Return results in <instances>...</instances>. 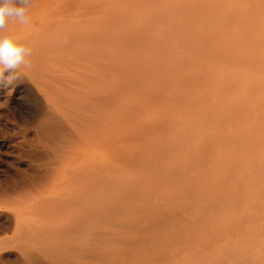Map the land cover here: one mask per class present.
Instances as JSON below:
<instances>
[{
  "label": "bare ground",
  "instance_id": "6f19581e",
  "mask_svg": "<svg viewBox=\"0 0 264 264\" xmlns=\"http://www.w3.org/2000/svg\"><path fill=\"white\" fill-rule=\"evenodd\" d=\"M112 1L113 0H104V3L106 5L112 4ZM138 1H140V0H138ZM147 1L144 2L143 5H145L147 3V6H149L150 0H147ZM153 1H155V0H153ZM153 1H151L152 5L161 1V0H157V2L155 1V3H152ZM122 2H125V1L122 0ZM128 2H130V1H128ZM132 2H134V1H132ZM137 2H135V3H137ZM187 2H189V1H187ZM199 2H200V0L198 1V3ZM105 4H103V5H105ZM184 4L187 6V11L185 9L186 6ZM193 4L195 5V3H193ZM193 4L191 5V3H187V4L186 3H179V5H176V7H179L177 9H176V7H173V8L167 7V6H173V5H167V6L165 5V7H162L163 6L162 5L160 7L158 6L157 8H155L153 6V9L156 10V9L160 8V12L163 11V14H165L164 11L166 10V7L168 9L171 8V10L174 9V11H175V9L176 10L180 9V13L183 12V11L181 12V9H183L186 12H189V10L192 11L191 7H192L193 11H194V9L196 10L195 12H197V10H200L199 7H196L197 4L195 6H193ZM114 6H112V7H114ZM198 6H200V5H198ZM101 7H103V6L100 5V0H33V3L31 5L30 11H29V16H30V23L29 24L20 25L13 20H9L6 23L5 28L3 29V34H5V35L12 34V35L17 36L20 39L21 43H23L26 47L31 49V55L28 57V59L31 63V68L30 69H23L22 68L20 70V78L18 80L14 81L8 87L0 86V115H1V111H3V109H5V108L7 109L9 103H11V102L14 105H17V106L20 105L21 106V113L19 112L20 114L18 115V117L12 116L11 118H8V120L6 122V126L3 127V128H5L4 139H3L4 142L3 143H5L7 145V147L10 150L8 152H11L12 157L15 158L14 160L17 161V167L15 166L16 170H15L14 175L8 176L6 178L4 177V179L3 180L1 179V181H0V264H143V263L146 264L144 262V258H146V259H147V257L149 258V256L152 253H155L157 250L161 249V246H160V245H162L161 243H163L165 245L164 242L168 241V239L170 240V241H168L169 243L170 242L174 243L176 240L179 239V236L182 237V235H180L179 233H181V231H183V230L186 231V229H187V230H189V231L191 230V232H193L192 231L193 228H192L191 224L193 225L194 222L197 225L200 224L198 222L205 220L206 216L209 214V212L205 213V210L207 209L209 211L208 207L212 206L211 201H213V199L211 200L210 197L208 198L207 192L208 193L214 192V191H216V190H214L215 188L214 189L212 188L213 191L212 190L208 191L209 189L206 185H205L206 188H204L203 187L204 185L202 184V182L200 183V182L195 180L196 176L194 179V177H192L191 175L184 174V177H185L184 178L183 175L180 174L181 171L177 168L179 165L178 166L173 165L172 168H170L171 170L168 167V170H170V172L173 174H172L171 180L168 181V183H166L165 185H166V187H169L172 185L175 186L181 178L182 179L184 178L183 180L181 179L182 189L185 188L188 191H192L193 190L192 188H195L198 186L199 187V196H197L195 198V200H198V203H197V201L193 200L194 198L190 199L199 205V206L197 205L199 210L201 208L200 211L197 209L198 212L197 211L194 212L195 208H193V207L190 208V206L194 205L193 202L192 203L189 202V203H186V205H184L187 207V208L185 207V211L187 212V213L185 212V214L188 215V216L185 215L186 217H184V216H181L183 208L180 211L181 212L180 213L178 211V209L180 210V208L177 209L176 207L173 206L172 203H169V201H167L168 203L167 202L164 203L165 206L161 203L163 205L162 206L161 204H159V202H161V201H159V202L157 201L158 203L153 202L154 204H152L151 202L147 203V201L149 199H146L145 195H144V198H142L143 196H140V198L136 199L137 197L135 198L134 196L136 194H138V192H139V191L138 192L135 191V190H138L136 188H135V190L133 189L134 191H132V190L129 191V189H127L128 192L125 189L124 190L125 192L122 193L121 198H120V196L119 197L117 196L118 194L116 195L117 187H119V186H117L118 184L116 185V181H117V179L115 177L116 166L123 165V164L128 165V163L131 164L130 162L127 163V160L129 159L128 157H130L127 154V151L129 148V143L134 140V139L132 140L133 137L131 138V135H132L131 129L133 130L135 135L137 134L136 136H139V135L143 136L145 134V133L141 134L142 132L137 133L139 131H136V130H139V128H142L140 130H143L144 132H147L145 130H147L148 127H149V129L151 128L153 131H155V135H153L154 137L153 136H152L153 138L151 137L152 139L150 137H145L146 135H144L143 138H142V136L141 137L139 136L140 139L142 138L141 140L140 139L139 140L142 141V143H145L144 144L145 147H146V144H148L147 142H149V144L151 143L153 147H151V148L147 147L149 149L145 150L146 148H143L142 147L143 145H142L141 147L143 148V150H141V153L139 155H137V154L140 151L139 152L134 151L135 153H137V152L138 153L133 154L134 153L133 152L131 154V152L129 150L131 155H134V156L137 155L135 157V159L133 158L134 160H132V163L135 164L137 167L141 168V171L143 170L144 174L145 173H146L145 175L148 174L149 178H150V176H152L153 174H157L156 172L160 170L161 164L164 161L163 157L166 156V152L168 151V148L170 147V146H168V148H167L164 145V141L166 143L167 137L170 135L164 137V139H166V140L163 141V139L159 135H156V134L160 133V134H162L161 136H164L163 134L166 132L167 129H170L172 131L174 127H171V124L173 126H176L175 128L177 129V123H173V122H175L174 120L176 119V116H175V118L173 117L174 119L172 117H170L171 115L165 117V115H166L165 113L167 111L169 112V110H170L169 107L171 105H173L172 98H175L174 95L177 93V91H178V93L179 92L182 93V96H183V93L191 90L189 92L191 94V92L193 90L187 89V86L192 85V87L195 88V85L197 86V82H196L197 80L195 81V83H193L191 81V83H193L191 85L189 83L190 81L187 80V83H185V84L186 85L189 84V85H187L186 87L183 86L184 83L180 82L181 81L180 79H182L183 76L180 77L178 74L180 79L178 76L174 77V75H176L177 71L173 70V69H176L173 67V64H174V66L177 64L169 62L172 64V67H173V69H172L173 71H170L171 69H170V67H168V70L170 69L169 72L173 75V73L175 71V73L173 75L174 78L170 75L173 80L172 79H170V80H172V82H173L174 79L176 77H178L179 82L176 83V81H178V80H175V83L178 85L179 84H181V85L183 84V85L182 86H175V85L172 86L171 87L172 88L171 93H173L174 95L173 96L169 95L170 97L164 96V94H166L168 91H170V90H168L170 88V86L167 85L169 88L168 89L166 88V82L165 83H161V82L155 83L154 82V84H152L153 82L148 83V81L151 80L153 77L155 79V77L157 76V75L155 76V74H157V72H160L159 74L163 75L164 72H162L163 70H161V69H163V65L165 68L166 64H169V63L168 62L165 63L164 61H162L163 63L158 62L159 64L160 63L163 64V65H161L162 68L158 69V67H160V66L157 67L158 63L156 65L151 60H149V58L148 59L147 58H141V57L147 56L146 54H148L147 53L148 49H149V51L152 49L151 50L152 52L151 51L150 52L152 54H154V51L156 48L155 47L152 48V46L157 45L156 40H158V41L160 40V42L162 40L160 38L156 39L159 36L156 34L153 35L152 33H150L151 31L150 32L146 31L149 33V34L147 33L148 35L152 34V37L154 36V38L156 36L155 40H154V38L152 39L153 42L156 41L153 44V42H151V40H150V42L148 41V39L149 38L151 39V37H148V35L147 34L145 35V33H144L145 31L143 29L149 28V26H152L153 25L152 23H154V22L150 21L151 17L149 20L150 23L147 21L149 24L147 23L146 26L149 25L148 27L144 26L145 27L144 28L142 26V25H144L143 24L144 22L143 23L140 22V24H142L141 26L139 25V22H138V24H137V22H136V24H134L135 26L137 25L140 28L142 27L143 32L138 31V30L132 31V32L126 31L124 29L118 30V29H115V27H114V25L116 26V24L117 25L119 24L117 21V19H119V18L116 19V24H115V14H113V12H115V11H113V9L108 10L107 8H109V7H107L104 11L103 10L101 11V9H100ZM126 7H127V4H126ZM146 7L142 6L141 10L143 8H146ZM194 7H196V8H194ZM117 8H118V6H117ZM161 8H162V10H161ZM207 8L209 9V7H207ZM207 8L203 7L202 10L206 9V11H207L208 10ZM149 11H148V13H150V15L152 16L153 13L151 12V10H149ZM156 11L154 14L161 16L162 12L160 14H157ZM169 11L170 10H168L167 12L171 13V11L170 12ZM174 11H172V12L174 13V16L176 18L178 17V19H179V17L184 16V13H183V15L181 14V16H180V14H178L179 13L178 11H175V12L179 16L177 14L175 15ZM106 12H107V14H106ZM135 12H132V13L135 14ZM138 12H139V10L136 13H138ZM146 12H144V13L146 14ZM189 13L194 14L193 12H189ZM198 13H199V11H198ZM129 14H130V12H129ZM133 14H131V15H133ZM142 14L141 15L138 14V16L141 17ZM185 14L187 16V13H185ZM190 14H189V17L192 16ZM201 14L202 13H200V15ZM203 14H206V12L204 11ZM124 15H126V18H127L128 15L125 13H124ZM131 15H129V17ZM148 15L149 14H147L146 17H148ZM166 15H169V14H166ZM166 15H165L164 19H166V17H167ZM138 16H135L136 20H137V18L138 19L140 18ZM121 17H122V15H121ZM168 17L170 18L171 16H168ZM143 18H144V16H143ZM158 18H160V17H158ZM158 18H157V21H158ZM176 18H174V19H176ZM124 19H125V17L123 18V21L120 19V21H119L120 26H121V22L124 23ZM161 19H163V18H161ZM168 19H166V20H168ZM172 19H173V17H172ZM208 19H209V17H208ZM210 19L213 20L212 17ZM141 20H142V17H141ZM152 20H154V19H152ZM125 21H128V20L125 19ZM132 21L135 23L134 19H132L129 21L130 22V25L128 24L129 27H127V25L126 26L122 25V27H124V28L126 27L129 29L134 28V26H132L133 24L131 23ZM157 21H155L156 24L154 23L155 27H159V26L163 25V23H161V25L160 24L158 25ZM159 21H161V20H159ZM184 21L187 23L190 20H183L182 21L183 24L180 21L181 23L179 22L178 26H180L182 24L180 27H182V26L185 27L186 23ZM163 22H167V21L164 20ZM174 22H176V21H174ZM195 22H196V20H195ZM206 22H208V20L205 21L204 23L205 24L210 23V25H212V23H211L212 21H210L208 23H206ZM176 23H178V22H176ZM190 23L187 25H190ZM200 23H202V22L200 21ZM204 23H203V26H204ZM165 24L169 25V26H167V28L170 27V23L169 24L165 23ZM191 24H193V23H191ZM130 26H131V28H130ZM173 26H175V24L172 22L171 27L173 28ZM180 27H177V28H180ZM183 27H182L181 31L186 30V27L185 28H183ZM116 28H117V26H116ZM175 28H176V26H175ZM175 28H173V30L177 29V28L176 29ZM199 28L197 30H199ZM205 28H208V27H205ZM189 29H191V28H187V30H189ZM146 30H148V29H146ZM201 30H202V28H201ZM219 30H221V29H219ZM153 31L154 30H152V32ZM157 31H158V33L161 32L159 30H157ZM157 31H155L153 33H156ZM181 31L179 29L177 32L178 34L177 35L174 34V35H176L178 38H180L179 40L183 39L184 36H186L187 37L186 42L191 43L189 41V36L192 35L193 32H191V34L189 35V34H185V32H187V31H185V32H182L185 34L184 36H179L180 35L179 32H181ZM164 32L165 31H163V33ZM167 32L169 33V31H167ZM206 32L207 31H205V33L203 35H205ZM163 33L161 32V34L160 33L159 34L162 35ZM187 33H189V32H187ZM219 33H222V32L219 31ZM219 33L215 32V35L219 34ZM195 34L197 35V32ZM195 34H193V35H195ZM198 34H200V32ZM174 35H173V37H174ZM187 35H189V36H187ZM163 37H164V41H166V40L168 41V38L166 39V32L164 33V36L162 35V38ZM167 37H169L168 43L169 42L172 43L171 40H173V38L171 37L172 38L171 39L170 35ZM177 37H174L175 42L178 40V39L177 40L175 39ZM192 37H196V36H192ZM215 38L216 37H214L212 40L214 41ZM197 39H201V37L197 38ZM217 39L219 41H221V39L223 40L224 38H221V39L219 37L216 38L215 39L216 42L219 43L217 41ZM174 40H173V42H174ZM183 40H181L180 43L185 42V39H183ZM205 41H206V43H208V45L210 44L209 45V47H210L211 46V43H209L210 41H208L207 38ZM160 42H159V45H160ZM198 42H199V40H198ZM198 42H196V44ZM214 42H212V43L214 45L216 44L218 46V44L214 43ZM151 43H152V45H151ZM161 43L163 46V41ZM168 43H166V44H168ZM180 43H178L177 45L179 46ZM149 44H150V47L148 46ZM166 44H165V46H166ZM191 44H193V42ZM191 44H189V45L191 47H194ZM202 44H203V42H202ZM220 44L218 47L215 45L217 47L216 51L219 52V50L221 49L222 51H224L223 52V54H224L227 49L225 47H223L224 45L222 46V44L221 45ZM175 45L176 44H174V46ZM177 45H176V47H177ZM162 46L157 47V48H159L160 50L162 49L161 51H163V50L165 51V48L163 47L164 48L163 49ZM180 46H182V44ZM203 46H204V51H200V53L201 54L202 53L203 54L208 53V52H206V50L209 49L207 44L206 45L203 44L202 46H198V47L203 48ZM205 46L208 49L206 48V50H205ZM232 46L234 47V48L231 47L232 49H234L233 52L237 51V50H235L236 49L235 46L234 45H232ZM187 47H189V46H186V48ZM196 47H194V48H196ZM219 47H221V48L218 50ZM222 47L224 48V50ZM174 48H170V50L173 49V51H174ZM199 48L195 49L196 51L194 50V52H199V50H203V49H199ZM213 48H214V46H213ZM146 49H147V51H146ZM159 49H156V50H159ZM144 50L146 51L145 52L146 54L144 53ZM190 50H191V48H190ZM159 51H156L157 56H155V54H154V55H152V58L155 56L156 58H154V59H157V57H158V59L164 60L163 58H164V56H166V53L163 55L164 51H163V53L160 51L161 54ZM176 51H178V49ZM192 51L193 50H191V52ZM216 51H215V53H213V52H211V53L214 54L213 55L214 58H215V55L217 56V60L221 59L220 57L223 56V57H225L224 59H226L227 61H229L228 59H231L230 61L232 62L233 65L234 64L235 65L240 64L239 66H241L240 60L243 62V59H241V58H244V61H246V62H245V64H242V65L248 66L247 62H248L249 58L246 55L245 56L243 55L244 57L242 55H241L242 57L241 56L237 57L236 54H238V51L234 52V53L232 52L233 55L236 53L235 56L238 60L236 58L232 59L229 56H226L227 54L231 53V51H232L231 49L229 50V53H227L228 51H226L225 55L221 54L222 52H220V54H221L220 57L217 55V54H219L218 52L216 54ZM187 52H189V51H187ZM187 52H186V54H187ZM194 52H192V53H194ZM170 53L171 54L173 53L172 50L170 51ZM170 53H169V55H170ZM192 53H191V55H192ZM200 53H199V55H200ZM209 53H210V51H209ZM209 53L207 55H209ZM144 54H145V56H144ZM179 54L182 55L183 53L180 52ZM203 54L200 55L201 58L203 57ZM212 54L210 57V62H211V59L213 58ZM149 55H151V54H149ZM162 55H163V57H162ZM173 55H174V53H173ZM173 55H171L169 60L173 59V61H175V59L173 57L176 54L174 56ZM196 55H198V53H196V54L194 53V57ZM199 55H198V58H200ZM167 56H168V54H167ZM194 57H193V59H190L191 57L190 58L187 57V59L184 57L185 60H190V61L186 62L184 59H182L179 61V63H181L179 65L181 66L182 65L181 61H183L184 65H182V66H184V69H185L187 67V66L185 67V63L187 65H189V63H191L193 65V63H194L193 60H194L195 61L194 65L196 64V70L200 69V72L204 71L205 75H206V71H208L211 66L209 68L207 67V69L205 70L206 65L203 63L202 67H204V65H205V67L202 69L200 67L198 69L197 68L199 66L198 59L196 58L197 56L195 58ZM208 57L206 60H204L205 62L209 60ZM227 57H229V58L227 59ZM201 58L199 59L200 61H201ZM233 58H234V56H233ZM166 59L168 60V58H166ZM196 59H197V62H196ZM226 60H224L225 64L231 66L232 64H228L229 62L226 63ZM234 60H237L238 63H235ZM222 61H220V62L222 63ZM177 62H178V60H177ZM220 62H218V63H220ZM250 62L253 63L251 60H250ZM254 63L257 65L256 62H254ZM149 64H150V67L151 66L154 67V68L151 67L153 70L148 66L146 67V65H149ZM191 64L189 65L190 67H192ZM179 65H178V67H179ZM251 65H253L252 68H255L254 64H251ZM258 65H257V67L261 68L263 63H262V65L260 64V66H258ZM142 66L143 67L145 66L144 69ZM137 67L139 69H136ZM223 67H224V65H223ZM263 67H264V65H263ZM263 67L261 69H263ZM145 68H147V70ZM180 68L182 69L183 67H179L178 68L179 71H180ZM187 68H189V67H187ZM187 68L185 70H187ZM220 68H221V66H220ZM227 68H228V66H227ZM247 68L250 71L251 67H247ZM260 68H258V69H260ZM191 69L189 68V70H187V71H191ZM258 69H257V71H258ZM165 71H166V69H165ZM187 71L183 72V70H182L181 75L184 73H189ZM194 71H195V68H194ZM194 71H191V73H190L191 75L189 74L186 76H192L194 74V73L192 74V72H194ZM251 71H253V70L251 69ZM161 72H162V74H161ZM200 72H199V74H200ZM261 72H263V70H261ZM259 73H260V70H259ZM207 74H209V73L207 72ZM226 74L227 73H225L224 76ZM260 74L262 75V73H260ZM5 75H7V73H5ZM245 75H244V77H245ZM163 76H165V77L167 76V71L165 72V74ZM200 76H202V75L200 74ZM246 76H249V75H246ZM136 77H138L140 79H138V80L134 79ZM192 77L194 78V76H192ZM249 77H252V76L250 75ZM157 78H158V76H157ZM157 78L155 80H157ZM160 78H161V80L165 79L163 77H160ZM195 78H197V77H195ZM205 78L207 79L208 77H205ZM205 78H201V79L204 80ZM133 79H134V81H133ZM168 79L169 78L166 77V81H168L170 83V80H168ZM184 79H186V78H184ZM187 79H190V78L187 77ZM201 79L199 78L198 81L200 82ZM251 79H249V80H251ZM158 80H160V79L158 78ZM225 80H227V79H225ZM230 80H232V79H230ZM230 80H229V82L231 84ZM205 81L208 83L209 80L208 81L205 80ZM202 82L203 81H201V83ZM209 84H211L210 81H209ZM209 84L207 85V87L211 86L209 89V90H211L212 84L211 85H209ZM236 84H238V83H236ZM246 84L248 85L249 83H246ZM201 85H202L203 91L205 89H207L206 87H204L206 85H204V84H201ZM254 85L252 87L256 86V85L255 86ZM178 87L179 88L181 87V90L183 88L184 89L186 88V90L181 92V90L179 91ZM219 87H220V85H219ZM224 87H226V84H224ZM231 87H235V86H231ZM228 88H230V87H228ZM240 88H242V87H240ZM197 89H199V87ZM249 89H251V91H252L253 88H249ZM221 90L226 91L227 88L226 89L220 88V90L218 91L220 96H221V94L223 95V93H221L222 92ZM165 91H166V93H165ZM248 91H250V90H248ZM205 92H206V90H205ZM195 93L196 92H194L193 94H195ZM177 94H176V96H179V94L178 95ZM190 94H187V92H186V95H190ZM205 94L209 95L208 92ZM203 95H204V93H203ZM207 95H205L206 100L204 98V100H205L204 102H201L202 101V99H201L202 97L200 98L201 95L199 97H195L193 95L192 97L190 96V98H192L193 100L200 98L201 100L198 99L200 101H198V100L196 101L198 104L194 103L195 101L192 103H194L193 104L194 106H195V104H197L196 106H198L199 103H203V104H200V105H202V110H203V109H206L205 107L203 108V106H205L204 103H207V105H208V102H206L208 100ZM224 95H225V93H224ZM227 95H228V93H227ZM184 96H185V94H184ZM180 97H181V95H180ZM177 98L178 97H176L175 100ZM181 98H178L177 100H179ZM184 98H189V97L185 96V97H183V99ZM189 99H187V101L184 100V102H186V104L190 105L191 102L189 103ZM224 100H223V102H224ZM179 102L183 103L182 99L179 100ZM241 102H243V101H241ZM247 102H249V101H247ZM235 103H237V102H235ZM183 104H182L183 107L186 106V104L185 105H183ZM211 104H212V102H211ZM159 105H160V107H159ZM193 105L191 107L190 106H187V107H190V109H191L192 107H194ZM155 106H158V107H155ZM176 106L180 107L179 103H177ZM199 106H198V108H200ZM208 106H206V107L208 108ZM233 106H235V105H233ZM229 107H230V105H229ZM168 108H169V110H167ZM175 108H177V107H175ZM175 108H174V110H176ZM184 108L189 109L186 107H184ZM198 108L194 107L192 110L194 112L196 110V111L202 112L204 114V112H203L204 110L200 111V110H198ZM256 108H258V107H256ZM259 108H260V106H259ZM153 109H155V111H154L155 113L152 111ZM190 109H189V111H190ZM178 110H179V108H178ZM192 110H191V112H189V114L193 112ZM235 110H237V109H235ZM148 111L153 112L154 113L153 115H156V117L153 116L155 121H152V122H156L155 124L152 123L153 125L157 124L156 126L151 127V125H148L149 121H148V124L146 122H144L142 124L141 118L142 119L146 118L145 115H148ZM170 111H172V110H170ZM182 111H183V109H182ZM182 111H180V112L178 111L179 113L177 112L178 113L177 116H179V118H180V114L181 113L183 114ZM8 112H7V114H8ZM145 112H147V114L144 115ZM184 112L185 113L183 115L185 117L186 116L189 117V114H186V111H184ZM193 113H192V115H193ZM196 113L194 115H196ZM207 113H210V111ZM241 113H242V111H241ZM169 114H172V116H173V113H168L167 115H169ZM174 114H176V113H174ZM201 114H200V116L198 115L197 117L203 118L204 116L201 117ZM2 115L0 118H2V117L4 118V116H5V118H7L6 113L4 116H2ZM140 115H141V118H139ZM150 115H152V114L149 113V118H150ZM168 117L172 118L173 120L168 119ZM195 117H194V119H195ZM156 118H157V120H156ZM215 118H218V117H215ZM260 118H261V116H260ZM167 119L170 121L172 120L173 122H170ZM223 119H224V117H223ZM133 120L135 122L136 121L141 122V123L137 122V123H139L138 124L139 128L136 124H135L136 127L135 126L132 127V122H134ZM151 120H153V119H151ZM198 120H199V118H198ZM145 123L148 127L144 125ZM1 124H4V122ZM195 124H196V122H195ZM167 125H169V126H167ZM178 125H179V123H178ZM180 125H182V124L180 123ZM198 126H199V123H198ZM134 127L136 128V130H135L136 132L134 131V129H135ZM182 127L187 128L189 126H182ZM185 128H184V130H185ZM151 129L149 131H152ZM187 129H189V128H187ZM180 130H181V128H180ZM174 131H172V132H174ZM161 132H164V133H161ZM168 132L169 131L167 130V133ZM178 132H179V130H178ZM172 134H171V136L173 137ZM135 139L138 140V138H135ZM136 140H135V142H136ZM175 140H177V139H175ZM174 143L176 144V141ZM176 145H174V146L177 148L179 146V144H178V146H176ZM171 146H172V144H171ZM174 146H172V147H174ZM222 146L224 147V145H222ZM255 146H256V144H255ZM7 147H5V148L7 149ZM141 147L138 146L136 148L142 149ZM165 147L167 148L166 152L164 151L165 149L164 150L162 149ZM173 149L175 151L178 150V148L177 149L173 148ZM175 151L169 150L170 154L172 152V155L174 154ZM6 152H7V150H6ZM199 152H201V151H199ZM199 154H202V153H199ZM203 155H202V157H203ZM259 155H260V153H259ZM167 156L164 159H167L170 157V155H167ZM186 156H187V154H186ZM199 156H196V158ZM189 157H187V158H189ZM202 157L200 156L199 158L202 159ZM159 158H160V160H159ZM130 159L128 161H130ZM194 160H196L195 157H194ZM198 160L200 161V159H198ZM187 162H189V161H187ZM133 164H131V165H133ZM193 165L194 164H192V166ZM198 165H200V164H198ZM185 166H186V163H185ZM194 166H196V165H194ZM196 167H199V166H196ZM181 168H182V166H181ZM194 168L195 167H192L191 169H194ZM187 169L188 168L185 169V173L188 171ZM259 169H258V171H259ZM252 171H251V173H252ZM258 171H256V174ZM153 172H155V173H153ZM161 172L162 171L160 170V173ZM182 172H184V171H182ZM262 173H264L263 170H262ZM262 173H261V176L259 174L256 175L257 178L260 179L259 180L260 183L264 182V180H263L264 176ZM1 174H3V173H1ZM187 175H189V176H187ZM198 176H197V179H198ZM262 176H263V178H262ZM204 178L205 177H203V180H204ZM250 179H251V177H250ZM223 180H224V178H223ZM205 182H207V180L204 181V183ZM117 183H119V182L117 181ZM219 183H221V182H219ZM226 183H229V182H226ZM201 184L203 186H201ZM261 184H262V187L264 188V186H263L264 183H261ZM194 185H197V186L193 187ZM221 186L222 185H219L218 186L219 188L216 187L217 191H219L221 189L220 188ZM231 186H233V185H231ZM119 188L122 189L121 184H120ZM224 188L226 189V187H224ZM255 188H252V189H255ZM123 189H122V191H123ZM228 189H229V187H228ZM206 190H207V192H206ZM232 190H233V187H232ZM120 191L118 189V193ZM229 191L230 190H228V193H229ZM134 192H135V194H133ZM263 192H262V194L260 193L261 196H259L260 194L257 196V197L261 198L260 200L264 199V193ZM212 194L211 195L214 197V199H216L215 197H217L218 195H216L215 192ZM218 194H219V192H218ZM223 194H224V192H223ZM148 195H147V197H148ZM211 195H209V196H211ZM254 195H256V194H254ZM224 197H226V195ZM132 198H135L136 200L134 201V199H132ZM229 198H230V196H229ZM238 198H240V196ZM259 198H258V200H259ZM144 199H145V202L147 203V204H145L146 206L142 203V201H144ZM231 199H233V198H231ZM246 199H248V198H246ZM233 200L232 201L234 203L236 199H233ZM252 200H253V198H252ZM255 200L257 201V199H255ZM255 200H253V201L256 203ZM126 201L128 204L126 203ZM136 201L138 203L134 204V202H136ZM215 201H217V200H215ZM226 201L223 198L222 203L217 204L219 206V208H221V210L218 209V211H220L222 214L226 213L224 215H219L221 217L222 216L226 217L225 215H228L229 213H231V212H229V213L227 212V210L230 211L231 207L229 209L228 206H231V205L226 206V209H225V206H223V203H225V205H227L228 201L227 202ZM229 202L231 203V201H229ZM254 202L252 204L254 206L258 204L256 206L258 208L260 206L258 203L259 201L256 204ZM237 203H239V202H237ZM249 204L251 205V203H249ZM215 205H216V202H215ZM215 205L213 204V206H212V207H214L213 208L214 214H215V208H218V206L215 207ZM220 206H222V207H220ZM252 206L250 209H252ZM134 207H137L138 210L130 213V209L134 208ZM246 207H248V206H246ZM189 208L194 209V210L191 211V210H189ZM211 211H210V213H213ZM216 213H217V211H216ZM214 214H212L211 217H215L217 215V214L216 215H214ZM248 214L249 213H247V215ZM204 215H206V216H204ZM236 215H237V212H236ZM247 215H246V217H248ZM123 216H130V217H128V218L124 217L125 220H123L122 219ZM252 216H253V214H252ZM201 217H205V219H203ZM193 218L195 220L194 222L191 220ZM199 218H200V220H199ZM223 218H222V220H223ZM250 218H251V216H250ZM209 220H211V219L207 217L206 221L209 222ZM215 220H217V218ZM219 220H220V217H219ZM170 221H171V223H170ZM212 221H213V218H212ZM143 222L145 223V225H142ZM221 222H223V221H221ZM196 224H195V226H197ZM212 225H213V223H212ZM193 227H194V225H193ZM198 227H199V225H198ZM198 227L197 228L194 227V229L198 230ZM210 228H212V226L209 228H205V229L210 230ZM203 229H204V227H203ZM263 231L259 232V233H263V235H264ZM9 232H10V234L12 233V236L9 235V237H8V235H7V237H4V238L1 237L2 234L5 235ZM197 232L195 231L193 233H197ZM187 234H189V233H187ZM263 235L261 236L262 238H263ZM184 236H186V235H183L182 240L184 239V241H185ZM187 236H189V235H187ZM212 236H213V234H212ZM167 237H169V238H167ZM180 240H178L179 242L177 241L178 245L180 242L181 243L183 242ZM186 241H187V239H186ZM258 241H259V239H258ZM168 242H166V243H168ZM177 242H175V243H177ZM238 242L241 243L240 240ZM253 242L255 243L254 240H253ZM183 244H185V242L182 243L179 246V248ZM261 244L264 246V242ZM185 245H183L182 247H184ZM238 245L240 246V244H238ZM262 245H260V246L262 247ZM156 248H157V250H156ZM163 248H164V246H163ZM262 248L264 250V247H262ZM262 248H261V250H262ZM237 249H238V247H237ZM153 250H156V251L154 252ZM250 251H252V250H250ZM145 252L148 254H146ZM261 252H263V251H261ZM261 252H259V253H261ZM239 253H241V252H239ZM259 253H257L258 257L260 255ZM155 254H154V257L152 256L153 254L150 257L157 259V261L163 260L162 257H161V259H158L159 256L163 255L162 253H161L162 255L157 254L158 258L156 257ZM248 254H246V256ZM240 255H237V256H240ZM256 257H257V255H256ZM163 258H165V257H163ZM227 258H228V256H227ZM238 258H241L240 261L242 264L244 259L242 261V256L236 257L235 261H238L239 260ZM233 259H235V258H233ZM249 259L250 258H248V260H246V257H245L246 262L249 261ZM258 259L259 258H257V260L253 261L251 258V261H249V262H250V264H252L251 262L255 263V261H257V263L259 264ZM147 260H149V259H147ZM195 260H197V259H195ZM146 262L149 263V261H146ZM260 262H261V260H260ZM187 263H191V262H187ZM227 263H228V261H227ZM227 263H225V264H227ZM238 263H240V262H238ZM243 263H245V261ZM262 263H264V258L262 259L261 264ZM151 264H153V263H151ZM246 264H248V263H246Z\"/></svg>",
  "mask_w": 264,
  "mask_h": 264
},
{
  "label": "rangeland",
  "instance_id": "374dc122",
  "mask_svg": "<svg viewBox=\"0 0 264 264\" xmlns=\"http://www.w3.org/2000/svg\"><path fill=\"white\" fill-rule=\"evenodd\" d=\"M125 2H122V0H113L112 1V4H105L104 3V0H100V5L101 6H103V7H101L100 9H101V11L103 10H105L107 7H109V8H107L108 10L110 9H113V11H115V12H113V14H115V24H116V19L117 18H119V19H117V21H118V23L120 24V19L123 21V18L125 17V19L126 20H128V21H125V19H124V23L123 22H121V26L118 24H116V26H117V28H116V26L114 25V27H115V29H118V30H126V31H130V32H132V31H141V32H143V30L145 31L144 33H145V35L148 33V32H146V31H151L150 33H152L153 35L154 34H156V35H158L157 37L158 38H156V36H155V38L156 39H162L161 40V42L163 41V46H162V43L160 42V40L158 41V40H156L157 41V45H153L152 46V48L153 47H155L156 49H159V48H157V47H160V46H162V48L164 47L165 48V51H164V53H163V51H161L160 49V51L163 53V55L166 53V56H164V60H162V59H158V57H157V59H154V58H156L155 56H157V52L156 51H159V50H156L155 48V51H154V54H155V56L152 58V55H154V54H152L150 51H149V49H148V51H147V49H146V51H147V53L148 54H146L145 52V50H144V53L147 55V56H145V54H144V56L145 57H141V58H149V60H151L154 64H156L157 65V63L158 62H161V63H163L162 61H164L165 63L166 62H171V63H176L177 65H175L174 66V64H173V67L174 68H176V69H173V67H172V64L171 63H169V64H166V67L164 68V65L163 64H159L158 63V65H157V67L158 66H160V67H158V69L160 68H162L161 67V65H163V69H161V70H163L162 72H164L163 73V75L165 74V72L167 71V78H169L168 80H170V79H172L171 78V76L173 77V75H174V73H175V71H177L176 72V75H174V77L175 76H178V74H179V76L180 77H182L183 76V78L182 79H180V77H179V79L181 80L180 82H182V83H184V85L183 86H187V85H189V84H185V83H187V80H189L190 82V85L191 84H193V83H195V81L197 82V86L199 87V89H197L198 87L195 85V88L194 87H192V85L191 86H187V89H192L193 91V93L194 92H196L195 94H193L192 92H191V94L189 93L190 91H186L187 92V94H190V95H186V92L185 93H183V96H182V93H178V91H177V93L179 94V96H176V94L174 95L173 93H171L172 92V86H182L181 84H176L177 82H179V80H178V77H176L175 79H174V81L172 82V80H170V83L168 82V81H166V77L165 76H163V75H160L159 73L160 72H157V74H155V76L157 75L158 76V78L160 79V80H158V78H157V76L155 77V79L157 78V80H155L154 79V77L151 79V80H149L148 81V83L150 82H153L152 84H154V82L155 83H165L166 82V88L168 89L169 87L168 86H170V88L168 89V90H170V91H168L167 93H166V91H165V93L166 94H164V96H168V97H170L169 95H171V96H173L174 95V97L176 98V97H178V98H181L182 99V101H183V103L182 102H179V100H181V99H179V100H175V98H172V103H173V105H171L169 108H170V110H172V111H170L169 110V108L167 109V110H169V112L167 111L165 114V117H167V116H170V117H174L175 118V116H176V119L174 120L175 122H173L172 120L174 119H172V118H169L168 117V119H172L171 121L170 120H168V121H170V122H173V123H177V129L175 128L176 126H173L171 123V127H174L173 128V130L172 131H174L175 129V131L174 132H172L170 129H167L169 132L167 133V130H166V132L164 133V132H161V133H164L163 135L164 136H161L162 134H160V133H157L156 135H159L162 139H163V141L164 140H166V139H164V137H166V136H168V135H170V136H168L167 137V140H166V143H165V141H164V145L168 148V146H170L169 148H168V151L166 150L167 148L165 147V148H162L165 152H166V156L167 155H170V157L169 158H167V159H164V158H166V156H164L163 157V162H162V164H161V168H160V170L162 171L161 173H160V170L159 171H157L156 173L157 174H153L152 176H150V178H149V175L147 174V175H145L144 174V172H143V170L141 171V168H139V167H137L135 164H133L132 163V160H134L135 159V157L137 156V155H139L140 153H141V150H143V148H146L145 150H148L149 148H151V147H153L152 146V144L150 143L149 144V142H147L148 144H146V147H145V143H142V141H140L142 138H143V136L144 135H146L145 137H152L153 135H155V131H153L151 128V130L152 131H149L150 129H149V127L146 125V123L148 124V121H149V124L148 125H151V127H153V126H156V125H153L152 123H156V122H152V121H155L154 120V118H153V116L154 117H156V115H153L155 112V109H153L152 111L154 112H149L148 111V115H145V114H147V112H145L144 113V115L146 116V118H144V119H142L141 118V115L143 114H141L140 115V117L139 118H141V121H142V124L144 123V122H146L144 125L145 126H147L146 128H147V130H145V131H147V132H144L143 130H140V129H142V128H139V126H138V124L139 123H137V122H140V121H134V122H132V127L133 126H135L136 127V125L138 126V128H139V130H136V128L134 129V131L136 130V131H139V132H137V133H140V132H142L141 134H144L143 136L142 135H139L140 137L142 136V138L140 139V137L139 136H136L135 135V133L133 132V130L131 129V131H132V135H131V138H132V140L133 141H131L130 143H129V148H128V151H127V154L130 156V157H128L129 159H130V161H128L127 160V163L128 162H130L131 164H133V165H131V164H129L128 163V165H126V164H123V165H118V166H116V169H115V177H116V179H117V181L121 184V188L123 189V191H122V189H120L119 187H120V184L119 183H117V181H116V185L117 186H119V187H117V192H116V195L119 197L120 196V198H121V196H122V193L123 192H125L124 190L126 189V191H127V189H129V191L130 190H132V191H134L135 190V188L136 189H138V190H135V191H139L138 192V194H136L134 197L136 198V199H138V198H140V196H143L142 198H144V195H145V197H146V199H149L148 201H147V203L149 202H151L152 204H154V203H156L157 201L159 202V201H161V202H159V204H163L164 205V203L165 202H167V201H169V203H172L173 204V206L174 207H176L177 209L178 208H180V210L178 209V211L180 212L181 210H182V208H183V210H182V213H181V216H184V217H186V216H188V215H186L185 214V207L186 206H184V205H186V203H189V202H193L194 203V205L193 206H190V208L191 207H193V208H195V210L194 209H190L189 208V210H194V212H196L197 211V209L199 210V208H198V204H196V202H194V201H197V203H198V200H195V198L197 197V196H199V187L197 186V185H194L193 187H195V186H197V187H195V188H192L193 190L192 191H188V190H186L185 188L184 189H182V182H181V179L177 182V184L174 186V185H172V186H169V187H166V183H168V181H170L171 180V177H172V174L173 173H171L170 172V168H172V166L173 165H179L177 168L181 171L180 172V174L181 175H183V177H184V174H189V175H191L192 177H194V179H195V176H196V181H198V182H202V184L204 185H202L201 184V186H203L204 188H206V186L208 187V191H211L212 190V188L214 189V190H216L217 191V188L216 187H218L219 185H222L220 188V190L219 191H214L215 192V194L216 195H218L217 197H215L216 199H214V197L212 196L213 194L212 193H214V192H207V190H206V192H207V194H208V198L210 197L211 198V200L213 199V201H211L212 203V206H213V204L215 205V202H216V205H215V207H217L218 205V203H222V200H223V198L225 199V201L227 200L228 201V203H227V205H225V203H223V206H225V209H226V206H228V205H231V206H228L229 207V209H230V207H231V209H230V211H228L227 210V212L229 213V212H231V213H229L228 215H225L226 217H224V216H219V215H224V214H226V213H224V214H222L220 211H218V209H220L221 210V208H219V206H218V208H215V214H214V207H212V206H209L208 208H209V211L206 209L205 210V213L206 212H209V214L206 216V215H204V216H206V219H207V217L208 218H210L211 220H209V222L208 221H206V219H205V217H201V218H203V219H205V220H203V221H201V222H198V223H200V224H198L199 225V227H198V225L194 222L195 220H194V218L193 219H191L193 222H194V227H198V230L197 229H194V227H193V225L191 224V226H192V228H193V232H197V233H193V232H191V230L189 231V230H187L186 229V231H181V233H179L180 235H182V237H180L179 236V239L178 240H180V241H183L182 243H184L185 242V244H183V245H185L184 247H180L179 248V246L182 244L181 242L179 243V245H178V240H176L175 242H177V243H175L174 241V243H172V242H168V241H170L169 239H168V241H166V242H168V243H166V242H164L165 243V245L163 244V243H161L163 246H164V248H163V246L162 245H160L161 246V249H159V250H157V248H156V250L158 251H156V250H153L155 253H152L151 255L154 257V254L156 255V257L158 258V256H157V254H160V255H162V256H159V258L158 259H161V257H162V259L163 260H158L157 261V259H154L153 257V259L149 256V258L147 257V259H149V260H147L146 258H144V262L146 263V264H149L150 262L151 263H153V264H186L187 262H191V263H187V264H220L221 262V264H225V263H227V261H228V263L227 264H241V261H240V259L241 258H238L239 260L238 261H235L236 260V257H241L242 256V261H243V259H244V261H245V263H243L242 262V264H246V263H248V264H250V262L249 261H251V258H252V260L254 261V260H257V258H259L258 260V262H259V264H261V262H262V259L264 258V250H263V248L262 247H264L261 243H263L264 242V235H263V233H259V232H262L263 230H264V199L263 200H260L261 198H259V197H257L260 193L262 194V192L264 191L263 189V187H262V184L261 183H264V182H259V180L260 179H258L257 178V176L256 175H258L260 172L262 173V170H263V172H264V67H263V65H264V0H200V2L198 3V1L199 0H161V1H159V2H157V0H155L157 3H155V1H153V0H150V4H151V1H153L152 3H155V4H149V6H147V3L145 4V5H143V3L144 2H146L147 0H140V1H136V0H124ZM128 1H130V2H128ZM132 1H134V2H132ZM143 1V2H142ZM187 1H189V2H187ZM202 1V2H201ZM205 1V2H204ZM102 2V3H101ZM135 2H137V3H135ZM148 2V1H147ZM121 3V4H120ZM179 3H191V5L193 4V3H195V5H196V7H199L200 8V10H197V12H195L196 10L194 9V11H193V9H192V7H191V10L192 11H190L189 10V12H195L194 14H190L189 12H186L187 11V6L185 7V9H186V11H184L183 9H181V12L182 13H180V9H178V10H176L177 8H179V7H176V5H179ZM206 3V4H205ZM103 4H105V5H103ZM120 4V5H119ZM124 4V5H123ZM126 4H127V7H126ZM131 4V5H130ZM203 4V5H202ZM206 6H205V5ZM115 5V6H114ZM118 6V8H117V6ZM124 7H123V6ZM163 5V6H162ZM165 5L167 6V5H173V6H167L168 8L169 7H176V9H175V11H178L179 13L178 14H180V16H181V14L183 15V13H184V16H181V17H179V19H178V17L176 18L175 16H174V13L172 12V11H174V9L173 10H171V8L170 9H168L167 7H166V12L164 11V13L165 14H163V11H161L162 12V14H161V16H158V15H156V14H154L155 13V11H156V13L157 14H160L161 12H160V8H158V9H153V6L155 7V8H157L158 6L160 7V6H162V7H165ZM194 4H193V6H195ZM198 5H200V6H198ZM111 6V7H110ZM112 6H114V7H112ZM120 6V7H119ZM142 6H147L146 8H143L142 10H141V8H142ZM151 6V7H150ZM181 6V5H180ZM183 6V5H182ZM116 7V8H115ZM122 7V8H121ZM138 7V8H137ZM196 7H194V8H196ZM203 7H205V8H207V7H209V9L206 11V9H203L202 10V8ZM139 10V12L138 13H136L138 10ZM140 8V9H139ZM190 8V7H189ZM135 9V10H134ZM198 9V8H197ZM149 10H151V12L153 13H151L152 14V16L150 15V13H148V11ZM155 10V11H154ZM161 10H162V8H161ZM168 10H170L171 11V13H168L167 11ZM130 12V14H129V12ZM136 11V12H135ZM147 11V12H146ZM169 11V12H170ZM174 11V12H175ZM198 11H199V13H198ZM203 11V12H202ZM204 11L206 12V14H203L204 13ZM128 12V13H127ZM132 12H135V14H133ZM144 12H146V14L144 13ZM150 12V11H149ZM209 12V13H208ZM124 13L125 14H127L128 16H127V18H126V15H124ZM143 13V14H142ZM185 13H187V16H186V14ZM200 13H202L201 15H200ZM106 14H107V12H106ZM131 14H133V15H131ZM137 14V15H136ZM138 14H142V20H141V17L140 16H138ZM147 14H149L148 15V17H146L147 16ZM166 14H169V15H166ZM171 14V15H170ZM177 13L175 12V15H176ZM177 14V15H178ZM189 14L190 15H192V16H190L189 17ZM121 15H122V17H121ZM124 15V16H123ZM129 15H131L130 17H129ZM156 15V16H155ZM163 15V16H162ZM165 15L167 16L166 17V19H168L169 17L168 16H171L168 20H166V19H164L165 18ZM206 15V16H205ZM117 16V17H116ZM135 16H138V17H140L139 19L141 20H139L138 18H137V20H136V17ZM143 16H144V18H143ZM179 16V15H178ZM150 17H151V20H150ZM155 17V18H154ZM158 17H160V18H158V21L159 20H165V21H167V22H161V21H157V18ZM172 17H173V19H172ZM208 17H209V19H208ZM212 17V19L213 20H211L210 18ZM132 20V19H134V21H135V23L132 21L131 23L133 24H131L132 26H134V28H131V26H130V28L131 29H129V28H124V27H122V25L123 26H126L127 25V27H129V25H130V20ZM146 18V19H145ZM161 18H163V19H161ZM174 18H176V19H174ZM152 19H154V20H152ZM149 20L151 21V22H154L155 24H156V22L155 21H157V23H158V25L160 24L161 25V23H163V25L162 26H159V27H155L154 26V23H152L153 25L152 26H149V28H145V27H148V26H146L147 25V23L149 22ZM183 20H190L189 22H185L186 23V30L185 31H187V32H189V33H187V32H185V31H181V29H182V27H180L182 24H183ZM192 20V21H191ZM195 20H196V22H195ZM208 20V22H210V21H212L211 23H212V25H210V23H208V22H206V23H208V24H205L204 22L205 21H207ZM148 21V22H147ZM170 21V22H169ZM174 21H176V22H178V23H176V22H174ZM182 22V24L180 25V26H178L179 25V22ZM200 21L202 22V23H200ZM214 21V22H213ZM128 22V23H127ZM136 22H137V24H138V22H139V25L141 26L142 24H140V22L141 23H143L144 25H142L145 29H143L142 27L140 28L139 26H135L134 24H136ZM174 23L175 24V26H176V28L177 27H180V28H177L178 30L180 29V31L181 32H179L180 33V35L179 36H184L185 34H191V32H193V34H195L196 32H197V35L195 34V35H187V36H189V41L192 43L193 42V44H191V43H189V42H186L187 40H186V36H184V38L183 39H185V42H183V43H180L181 42V40H183V39H181V40H179L180 38H178L176 35L178 34L177 32H178V30L175 28V26H173V28H175L176 30H173V28L171 27V23ZM180 22V23H181ZM193 23V24H191V23ZM195 22V23H194ZM127 23V24H126ZM150 23V22H149ZM148 23V24H149ZM165 23H167V24H169L170 23V27H168L167 28V26H169V25H166ZM190 23V25H187V24H189ZM203 23H204V26H203ZM129 24V25H128ZM165 24V25H164ZM195 24V25H194ZM151 25V24H150ZM173 25V24H172ZM185 25V24H184ZM193 25V26H192ZM209 25V26H208ZM120 26V27H119ZM154 26V27H153ZM157 26V25H156ZM166 26V27H165ZM202 26V27H201ZM185 27H183V28H185ZM200 27V28H199ZM205 27H208V28H205ZM215 27V28H214ZM187 28H191V29H189V30H187ZM199 28V30H197ZM201 28H202V30L204 29L205 31H207L206 32V34L205 35H203L204 33H205V31L203 30H201ZM217 28V29H216ZM143 29V30H142ZM146 29H148V30H146ZM207 29V30H206ZM211 29V30H210ZM219 29H221V30H219ZM152 30H154L153 32H155V31H157V30H159V31H161L162 33H163V31H165L166 32V39L168 38V41H169V37H167V36H169L170 35V38L172 37L173 38V40H174V37H177V38H175L177 41L175 42V40H174V42H173V40H171L172 41V43H168V41L166 42V41H164V37L162 38V35L164 36V33L162 34V35H160L161 34V32H159L158 33V31L156 32V33H153L152 32ZM196 30V31H195ZM214 30V31H213ZM167 31H169V33L167 32ZM219 31L220 32H222V33H219ZM175 32V33H174ZM182 32H185V34L184 33H182ZM200 32V34H198ZM209 32V33H208ZM215 32H218L219 34H216L215 35ZM158 33V34H157ZM208 33V34H207ZM149 34V33H148ZM147 34V35H148ZM152 34H150V35H148V37H151V39L149 38L148 39V41L150 42V40H151V42H153L152 41V39L154 38V36L152 37ZM174 34H176V35H174ZM172 35V36H171ZM173 35H174V37H173ZM161 36V37H160ZM192 36H196L197 38H200L201 37V39H197L196 37H192ZM204 38H203V37ZM207 36V37H206ZM147 37V38H148ZM191 37V38H190ZM208 39V41H210L209 43H211V46L209 47V45H208V43H206V38ZM214 37H216V38H224L223 40L221 39V41H219L218 39H217V41L219 42V43H217L216 42V38L214 39V41L212 40ZM155 38H154V40H155ZM195 40H193V39ZM196 38V39H195ZM211 38V39H210ZM205 39V40H204ZM198 40H199V42H198ZM156 41H154L153 42V44L156 42ZM184 41V40H183ZM159 42H160V45H159ZM196 42H198L197 44H196ZM202 42H203V44L204 45H206L207 44V46H208V48L205 46V50H206V48L208 49V50H206V52H208L209 53V51H210V53L211 52H213V53H215V51H216V48L219 46V44L221 43L222 44V46L223 47H225L227 50L226 51H228L227 53H229V50L231 49L232 51H231V53H229V54H227L226 56H229L230 58H232V59H235L236 58V56H235V54L233 55L232 54V52H233V50L234 49H232V48H234L232 45H234L235 46V50H237L238 51V54H236L237 55V57L238 56H247L253 63H251L250 62V60L248 59V62L250 63H248L247 62V64H248V66H244V65H242V64H245V62L246 61H244V58H241V59H243V62L240 60V62H241V66H239L240 64H237V65H233L232 64V62L230 61L231 59H228L229 57H227V59L229 60V61H227L226 59H224L225 57H220L221 56V54H223V52L224 51H222L220 48L221 47H219L218 48V50H219V52L218 51H216V54H217V52L219 53V54H217L221 59H218L217 60V56L215 55V58H214V54H212V59H211V62H210V57H211V54L209 53V55H207L208 53H202L203 54V57L201 58V56L200 55H202L201 53H200V51H204V46H203V48H199L198 46H202L203 44H202ZM212 42H214V43H217L218 44V46L216 47ZM225 42V43H224ZM166 43H168V44H166V46H165V44ZM178 43H180L179 44V46L177 45ZM171 44V45H170ZM174 44H176L177 45V47H176V45L174 46ZM182 44V46H180ZM189 44H191L192 46H194V47H196V48H194V47H191ZM213 44V45H212ZM220 44V45H221ZM151 45H152V43H151ZM184 45V46H183ZM196 45V46H195ZM149 47H150V44L148 45ZM170 46V47H169ZM186 46H189V47H187L186 48ZM213 46H214V48H213ZM175 47V48H174ZM180 49H179V48ZM213 49H212V48ZM222 47V48H223ZM230 47V48H229ZM232 47V48H231ZM163 48V49H164ZM170 48H174V51H173V49H171L172 50V52L174 53V55H173V53L171 54L170 53ZM190 48H191V50H193L192 52H194V50L195 49H203V50H199V52H194L195 54L196 53H198V55H199V53H200V58H201V61L199 60L200 58H198V55H196L195 57L198 59V64H199V66L197 67L198 69L201 67V69L202 68H204L205 67V65H206V67H205V70L207 69V67L209 68L210 66V68H209V70L208 71H206V75H205V72L204 71H201L200 72V69L199 70H196V64L194 65V63H195V61L193 60V65L191 64V63H189V65L191 64L192 65V67H190L189 65H187L186 63H185V67L187 66V67H189L190 69H191V71H194V68H195V71L194 72H192V76H194V78L192 77V76H186V75H189L190 73H191V71H187V70H189V68H187V70H185L184 69V66H182V65H184L183 64V61H181L182 62V65L180 66L179 64H181V63H179V61L180 60H182V59H184L185 60V58L187 59V57H191L190 59H193V57H194V53H192L191 52V50H190ZM178 49V51H176ZM182 49V50H181ZM186 51H185V50ZM229 49V50H228ZM215 50V51H214ZM223 50H224V48H223ZM159 51V52H160ZM167 51V52H166ZM187 51H189V52H187ZM196 51V50H195ZM226 51H225V53L223 54V55H225L226 54ZM237 51H234V52H237ZM158 52V53H159ZM161 52H160V54H161ZM178 52V53H177ZM180 52H182L183 54L181 55V54H179ZM186 52H187V54H186ZM220 52H222L221 54H220ZM233 52V53H234ZM169 53H170V55H169ZM189 53V54H188ZM191 53H192V55H191ZM149 54H151V55H149ZM167 54H168V56H167ZM234 56V58H233V56ZM163 55H162V57H163ZM171 55H173L172 57L175 59V61H173V59L171 60H169V58L171 57ZM189 55V56H188ZM191 55V56H190ZM209 58V60L208 61H204V60H206L207 59V57ZM149 56V57H148ZM241 56V57H242ZM243 56V57H244ZM161 57V56H160ZM159 57V58H160ZM161 57V58H162ZM185 57V58H184ZM194 57V58H195ZM246 57V58H247ZM166 58H168V60L166 59ZM204 58V59H203ZM197 59H196V62H197ZM215 59V60H214ZM226 60V63L227 62H229L228 64H232L231 66L230 65H227V64H225V61L224 60ZM237 59V58H236ZM240 59V58H239ZM177 60H178V62H177ZM223 60V61H222ZM238 60V59H237ZM237 60H234V62L235 63H238L237 62ZM246 60V59H245ZM156 61V62H155ZM186 62H189L190 60H185ZM192 61V60H191ZM220 61H222V63L220 62ZM233 61V60H232ZM218 62H220V63H218ZM224 62V63H223ZM231 62V63H230ZM254 62H256L257 63V65L260 63L261 65H262V63H263V65L261 66V68L263 67V69H261L260 67H257V65L254 63ZM203 63L205 64L204 65V67H202L203 66ZM208 64V65H207ZM210 64V65H209ZM214 66H213V65ZM246 64V65H247ZM251 64H254V67L255 68H252V66L253 65H251ZM260 64L258 65V66H260ZM155 65V66H156ZM171 65V66H170ZM178 65H179V67H183L182 69L180 68V71L178 70ZM223 65H224V67H223ZM150 67V64L149 65H146V67ZM220 66H221V68H220ZM226 66V67H225ZM227 66H228V68H227ZM143 67V66H142ZM145 67V66H144ZM144 67H143V69H144ZM152 67V66H151ZM150 67V68H151ZM156 67V68H157ZM168 67H170V71H173V70H175L174 71V73H173V75L169 72V70H168ZM178 67V68H177ZM232 67V68H231ZM247 67H251V69L253 70V71H251V69H250V71L248 70V68ZM257 67V68H256ZM152 68H154V67H152ZM151 68V69H152ZM258 68H260V69H258ZM136 69H139L138 67L136 68ZM146 70H147V68H145ZM165 69H166V71H165ZM173 69V70H172ZM225 69V70H224ZM257 69H258V71H257ZM153 70V69H152ZM183 70V72H185V71H187V72H189V73H184V74H182L181 75V71ZM185 70V71H184ZM204 70V69H203ZM259 70H260V73H262V75L259 73ZM261 70H263V72H261ZM198 71V72H197ZM212 71V72H211ZM234 71V72H233ZM236 71V72H235ZM249 71V72H248ZM162 72H161V74H162ZM182 72V73H183ZM199 72H200V74L202 75V76H200V74H199ZM207 72L209 73V74H207ZM223 72V73H222ZM170 73V74H169ZM225 73H227L225 76H224V74ZM230 73V74H229ZM251 73V74H250ZM251 75L252 77H249V76H246V75ZM171 75V76H170ZM191 75V74H190ZM244 75H245V77H244ZM163 77V78H165V79H162L161 80V78L160 77ZM169 76V77H168ZM204 76V77H203ZM210 76V77H209ZM173 77V78H174ZM187 77H189L190 79H187ZM195 77H197V78H195ZM205 77H208L207 79L205 78ZM225 77V78H224ZM228 77V78H227ZM234 77V78H233ZM184 78H186V79H184ZM199 78L201 79V78H205L204 80H202L201 79V81H203L202 83H201V81L199 82L198 80H199ZM252 78V79H251ZM263 78V79H262ZM134 79H136V80H138V79H140V78H138V77H136V78H134ZM134 79H133V81H134ZM184 79V80H183ZM223 79V80H222ZM225 79H227V80H225ZM230 79H232V80H230ZM249 79H251V80H249ZM175 80H178V81H176V83H175ZM205 80H209L210 82H211V84H212V88H211V90H209L210 89V87H207V85L209 84V81H208V83L205 81ZM229 80L231 81V84H230V82H229ZM253 80V81H252ZM184 81V82H183ZM191 81L193 82V83H191ZM248 81V82H247ZM257 83H256V82ZM136 82V81H135ZM199 82V83H198ZM238 83V84H236V83ZM255 82V83H254ZM226 84V87H224V84ZM246 83H249L248 85L246 84ZM171 84V85H170ZM201 84H204V85H206V86H204V87H206L207 89H205L206 90V92H205V90L203 91V89H202V85ZM211 84H209V85H211ZM229 84V85H228ZM234 84V85H233ZM256 86H255V85ZM168 85V86H167ZM219 85H220V87H219ZM255 86V87H252V86ZM194 86V85H193ZM201 86V87H200ZM223 86V87H222ZM231 86H235V87H231ZM197 87V88H196ZM228 87H230V88H228ZM240 87H242V88H240ZM248 87V88H247ZM179 88V87H178ZM183 88V87H182ZM220 88H224V89H226L227 88V90L226 91H220L221 93H223V95L221 94V96H220V94L218 93V91L220 90ZM236 88V89H235ZM239 90H238V89ZM244 88V89H243ZM249 88H253L252 89V91H251V89H249ZM255 88V89H254ZM230 89V90H229ZM233 89V90H232ZM178 90V89H177ZM181 90V87L179 88V91ZM186 90V88L184 89H182L181 90V92L182 91H185ZM202 90V91H201ZM209 90V91H208ZM244 90V91H243ZM248 90H250V91H248ZM232 91V92H231ZM164 92V91H163ZM204 93V95H203V93ZM209 93V95H207V94H205V93ZM228 93V95H227V93ZM169 93V94H168ZM171 93V94H170ZM224 93H225V95H224ZM247 93V94H246ZM168 94V95H167ZM177 94V95H178ZM184 94H185V96L186 97H189L190 98V96L192 97L193 95L195 96V97H199L200 95V98L202 99V101L201 102H204L205 100H206V96L205 95H207V97H208V100L206 101V102H208V105H207V103H204V105L205 106H203V108L205 107L206 109H203L202 110V105H200V104H203V103H199V107L200 108H198V106H196L198 103L196 102L198 99H200V98H197L196 100H193L192 98H184L183 99V97H185L184 96ZM180 95H181V97H180ZM203 95V96H202ZM248 95V96H247ZM220 97V98H219ZM230 97V98H229ZM252 97V98H251ZM194 98V97H193ZM204 98H205V100H204ZM236 98V99H235ZM187 99H189V103L191 102H194V103H197V104H195V106L193 105L194 103H190V105L189 104H186V102H184V100L185 101H187ZM200 99V100H201ZM225 99V100H224ZM232 99V100H231ZM200 100H198V101H200ZM221 100V101H220ZM223 100H224V102H223ZM177 101V102H176ZM212 102V104H211V102ZM241 101H243V102H241ZM247 101H249V102H247ZM215 102V103H214ZM220 102V103H219ZM235 102H237V103H235ZM177 103H179V106L180 107H178V106H176L177 105ZM243 103V104H242ZM246 105H245V104ZM256 103V104H255ZM182 104L183 105H185L186 104V106H184V107H186V108H189L190 109V107L193 105L194 107H197L198 108V110H200V111H203L204 112V114L202 113V112H198V111H196L195 110V112L192 110L194 107H192L191 109H190V111H189V109H185L183 106H182ZM232 104V105H231ZM8 105V104H7ZM214 105V106H213ZM218 105V106H217ZM229 105H230V107H229ZM233 105H235V106H233ZM173 106V107H172ZM183 108H182V107ZM187 106H190V107H187ZM206 106H208V108L206 107ZM243 106V107H242ZM259 106H260V108H259ZM20 109H19V108ZM155 107H158V106H155ZM159 107H160V105H159ZM172 107V108H171ZM175 107H177V108H175ZM217 107V108H216ZM238 107V108H237ZM245 107V108H244ZM256 107H258V108H256ZM14 108V109H13ZM174 108L176 109V110H174ZM178 108H179V110H178ZM181 108V109H180ZM213 108V109H212ZM234 108V109H233ZM249 108V109H248ZM182 109H183V111H182ZM210 109V110H209ZM215 109V110H214ZM227 109V110H226ZM235 109H237V110H235ZM257 109V110H256ZM259 109V110H258ZM157 110V109H156ZM180 112V111H182L183 112V114L185 113L184 111H186V114H189V112H191V110L194 112H192L193 113V115H192V113H190L189 114V117H185L182 113V115L180 114V118H179V116H177V114L179 113L178 111ZM230 110V111H229ZM8 112V114H7V112ZM209 112L210 111V113H207V112ZM234 111V112H233ZM241 111H242V113H241ZM12 112V113H11ZM21 113V106L20 105H14L12 102L11 103H9V105H8V108L6 109H3V111H1V115L2 116H4L5 115V113H6V116H7V118H5V116H4V118L2 117V118H0V181H1V179L3 180L4 179V177L6 178V177H8V176H11V175H14V173H15V170H16V167H17V161H15L14 159L15 158H13L12 157V155H11V152H8V151H10L9 150V148L7 147V145L5 144V143H3L4 142V131H5V128H3V127H5L6 126V122H7V120H8V118H11L12 116L14 117V116H17L18 117V115ZM178 112V113H177ZM197 112V113H196ZM212 112V113H211ZM230 112V113H229ZM149 113H151L152 115H150V118H149ZM168 113H173V116H172V114H169V115H167ZM174 113H176V114H174ZM196 113V115H194ZM201 114V117H203V118H200V117H197L198 115L200 116V114ZM236 113V114H235ZM238 113V114H237ZM10 114V115H9ZM213 114V115H212ZM1 115H0V117H1ZM191 115V116H190ZM240 115V116H239ZM195 117V119H194V117ZM260 116H261V118H260ZM152 117V118H151ZM215 117H218V118H215ZM223 117H224V119H223ZM138 118V119H139ZM158 118V117H157ZM157 118H156V120H157ZM184 120H183V119ZM190 118V119H189ZM193 120H192V119ZM198 118H199V120L201 121H199L198 120ZM221 120H220V119ZM151 119H153V120H151ZM166 119V118H165ZM187 119V120H186ZM217 119V120H216ZM223 119V120H222ZM228 119V120H227ZM257 119V120H256ZM4 120V121H3ZM6 120V121H5ZM137 120V119H136ZM183 120V121H182ZM196 120V121H195ZM216 120V121H215ZM185 121V122H184ZM193 123H192V122ZM198 121V122H197ZM4 122V124H1V123H3ZM195 122H196V124H195ZM218 122V123H217ZM231 122V123H230ZM141 123V122H140ZM178 123H179V125H180V123L182 124V125H178ZM198 123H199V126H198ZM136 124V125H135ZM184 124V125H183ZM259 124V125H258ZM176 125V124H175ZM195 125V126H194ZM144 126V127H145ZM167 126H169V125H167ZM182 126H189V127H187V128H189V129H187V128H185V127H182ZM240 126V127H239ZM245 126V127H244ZM257 126V127H256ZM2 127V128H1ZM169 128V127H168ZM180 128H181V130H180ZM184 128H185V130H184ZM226 128V129H225ZM241 128V129H240ZM145 129V128H144ZM235 129V130H234ZM178 130H179V132H178ZM257 130V131H256ZM135 131V132H136ZM150 133H149V132ZM177 131V132H176ZM183 132V133H182ZM227 132V133H226ZM258 132V133H257ZM262 132V133H261ZM170 133V134H169ZM173 133V134H172ZM234 133V134H233ZM3 134V135H2ZM171 134L173 135V137L171 136ZM181 134V135H180ZM191 134V135H190ZM135 135V136H134ZM151 135V136H150ZM180 135V136H179ZM196 135V136H195ZM235 136V137H234ZM260 136V137H259ZM154 137V136H153ZM152 137V138H153ZM135 138H138V140H136ZM151 138V139H152ZM230 138V139H229ZM232 138V139H231ZM263 138V139H262ZM140 139V140H139ZM175 139H177V140H175ZM182 139V140H181ZM135 140H136V142H135ZM247 140V141H246ZM176 141V144L174 143ZM262 141V142H261ZM146 142V141H145ZM231 142V143H230ZM239 142V143H238ZM247 142V143H246ZM140 143V144H139ZM236 143V144H235ZM256 144V146H255V144ZM171 144H172V146H174V145H176V146H178V144H179V146L177 147L178 148V150H174L173 148H175V149H177L175 146L174 147H172L171 146ZM174 144V145H173ZM211 144V145H210ZM258 144V145H257ZM143 145V146H142ZM148 145V146H147ZM163 145V146H164ZM222 145H224V147L222 146ZM141 147L142 149H140V148H136V147ZM234 146V147H233ZM5 147H7V149L5 148ZM147 147H149V148H147ZM259 147V148H258ZM201 149V150H200ZM222 149V150H221ZM6 150H7V152H6ZM129 150H130V152H131V154L135 151H140L138 154L137 153H133V154H137L136 156H134V155H131L130 154V152H129ZM169 150H172V151H175L174 152V154L172 155V152H171V154H170V152H169ZM227 150V151H226ZM254 150V151H253ZM199 151H201V152H199ZM226 151V152H225ZM247 153H246V152ZM129 152V153H128ZM254 152V153H253ZM10 153V154H9ZM199 153H202V154H199ZM210 153V154H209ZM218 153V154H217ZM259 153H260V155H259ZM186 154H187V156H186ZM202 157V155H203V157H202V159L201 158H199L200 156ZM240 154V155H239ZM193 155V156H192ZM256 155V156H255ZM190 156V157H189ZM193 158H192V157ZM196 156H199V157H197L196 158ZM168 157V156H167ZM187 157H189V158H187ZM194 157H195V159L198 161H196V160H194ZM254 157V158H253ZM258 157V158H257ZM134 158V159H133ZM162 158V157H161ZM180 160H179V159ZM185 158V159H184ZM198 159H200V161L198 160ZM220 159V160H219ZM12 160V161H11ZM159 160H160V158H159ZM184 160V161H183ZM229 160V161H228ZM15 161V162H14ZM176 161V162H175ZM179 161V162H178ZM187 161H189V162H187ZM196 161V162H195ZM205 161V162H204ZM261 161V162H260ZM263 161V162H262ZM184 162V163H183ZM191 162V163H190ZM194 162V163H193ZM204 162V163H203ZM217 162V163H216ZM234 162V163H233ZM236 162V163H235ZM126 163V162H125ZM136 163V162H135ZM185 163H186V166H185ZM202 163V164H201ZM206 163V164H205ZM230 163V164H229ZM258 163V164H257ZM192 164H194V165H196V166H199V167H196V166H192ZM198 164H200V165H198ZM249 166H248V165ZM260 164V165H259ZM135 165V166H134ZM225 165V166H224ZM16 166V167H15ZM160 166V165H159ZM181 166H182V168H181ZM190 166V167H189ZM12 167V168H11ZM14 167V168H13ZM168 167H169V169L170 170H168ZM192 167H195L194 169H191ZM4 168V169H3ZM11 168V169H10ZM186 168H188L186 171V173H185V169ZM190 168V169H189ZM197 168V169H196ZM208 168V169H207ZM260 168V169H259ZM10 169V170H9ZM14 169V170H13ZM157 169V168H156ZM226 169V170H225ZM239 169V170H238ZM248 169V170H247ZM258 169H259V171H258ZM178 170V171H179ZM253 170V171H252ZM261 170V171H260ZM156 171V170H155ZM182 171H184V172H182ZM251 171H252V173H251ZM256 171H258L257 172V174H256ZM7 172V173H6ZM164 172V173H163ZM1 173H3V174H1ZM153 173H155V172H153ZM183 173V174H182ZM220 173V174H219ZM244 173V174H243ZM261 173L259 174L260 176H261ZM7 176H6V175ZM263 174V176H264V173H262ZM170 175V176H169ZM189 175H187V176H189ZM199 175V176H198ZM251 175V176H250ZM3 176V177H2ZM190 176V177H191ZM197 176H198V179H197ZM201 176V177H200ZM227 176V177H226ZM254 176V177H253ZM263 176H262V178H263ZM2 177V178H1ZM191 177V178H192ZM203 177H205L204 178V180H203ZM250 177H251V179H250ZM256 177V178H255ZM185 178V177H184ZM183 178V179H184ZM223 178H224V180H223ZM230 180H229V179ZM239 178V179H238ZM261 178V177H260ZM182 179V180H183ZM220 179V180H219ZM228 181H227V180ZM232 179V180H231ZM238 179V180H237ZM123 180V181H122ZM200 180V181H199ZM207 180V182H205L204 183V181H206ZM223 180V181H222ZM258 180V181H257ZM264 180V179H263ZM236 181V182H235ZM219 182H221V183H219ZM224 182V183H223ZM226 182H229V183H226ZM244 182V183H243ZM215 183V184H214ZM226 183V184H225ZM258 183V184H257ZM249 184V185H248ZM206 185V186H205ZM214 185V186H213ZM224 185V186H223ZM231 185H233V186H231ZM136 186V187H135ZM237 186V187H236ZM264 186V185H263ZM129 187V188H128ZM210 187V188H209ZM224 187H226V189L224 188ZM228 187H229V189H228ZM232 187H233V190H232ZM256 187V188H255ZM140 188V189H139ZM198 188V189H197ZM219 188V187H218ZM223 188V189H222ZM237 188V189H236ZM251 188V189H250ZM252 188H255V189H252ZM118 189H119V193H118ZM134 189V190H133ZM246 189V190H245ZM144 192H143V191ZM228 190H230L229 191V193H228ZM259 190V191H258ZM131 191V192H132ZM213 191V190H212ZM222 191V192H221ZM227 191V192H226ZM246 191V192H245ZM248 191V192H247ZM253 193H252V192ZM257 191V192H256ZM128 192V191H127ZM136 192V193H137ZM141 192V193H140ZM143 192V193H142ZM147 192V193H146ZM218 192H219V194H218ZM223 192H224V194H223ZM240 194H239V193ZM242 192V193H241ZM251 192V193H250ZM121 193V194H120ZM247 193V194H246ZM264 193V192H263ZM125 194V193H124ZM128 194V193H127ZM133 194H135V192L133 193ZM149 194V195H148ZM212 194V195H211ZM234 194V195H233ZM238 196H237V195ZM250 194V195H249ZM254 194H256V195H254ZM261 194L259 195V196H261ZM147 195H148V197H147ZM209 195H211V196H209ZM226 195V197H224V196ZM228 195V196H227ZM249 195V196H248ZM254 195V196H253ZM229 196H230V198H229ZM237 196V197H236ZM240 196V198H238ZM253 198V200H255V199H257V201H256V203L258 202L259 203V207L257 208L256 206L258 205H253L252 203L254 202L253 200H252V198ZM135 198H132V199H134V201L136 200ZM194 198V199H193ZM231 198H233V199H236L235 200V202L233 203V199H231ZM245 200H244V199ZM246 198H248V199H246ZM255 198V199H254ZM258 198H259V200H258ZM190 199H193L194 201H192V200H190ZM231 199V200H230ZM251 199V200H250ZM140 200V199H139ZM143 200V199H142ZM190 200V201H189ZM215 200H217V201H215ZM219 200V201H218ZM233 200V201H232ZM241 200V201H240ZM129 201V200H128ZM138 201V200H137ZM134 202V204H136V203H138V202ZM226 201V202H227ZM229 201H231V203L229 202ZM245 201V202H244ZM251 201V202H250ZM253 201V202H252ZM261 201V202H260ZM130 202V201H129ZM133 202V201H132ZM131 202V203H132ZM154 202V203H153ZM157 202V203H158ZM224 202V201H223ZM237 202H239V203H237ZM251 203V205L249 204V203ZM126 203H127V201H126ZM125 203V204H126ZM142 203L145 205V204H147L146 202H145V199H144V201H142ZM168 203V202H167ZM190 203V204H191ZM255 203V202H254ZM255 203V204H256ZM261 203V204H260ZM128 204V203H127ZM142 204V205H143ZM161 204V205H162ZM219 204V205H220ZM242 204V205H241ZM245 204V205H244ZM249 204V205H248ZM143 205V206H144ZM162 205V206H163ZM198 205V206H197ZM239 205V206H238ZM254 207H253V206ZM146 206V205H145ZM165 206V205H164ZM246 206H248V207H246ZM251 206H252V209H250L251 208ZM212 207V208H211ZM220 207H222V206H220ZM263 207V208H262ZM144 208V207H143ZM146 208V207H145ZM187 208V207H186ZM234 208V209H233ZM237 208V209H236ZM248 210H247V209ZM212 211H211V210ZM217 209V210H216ZM223 209V208H222ZM228 209V208H227ZM233 209V210H232ZM239 209V210H238ZM138 210V208L137 207H134V208H131L130 209V213L131 212H134V211H137ZM200 210H201V208H200ZM199 210V211H200ZM236 210V211H235ZM254 210V211H253ZM260 210V211H259ZM263 210V211H262ZM210 211L211 212H213V213H210ZM216 211H217V213H216ZM225 211V210H224ZM198 212V211H197ZM236 212H237V215H236ZM240 212V213H239ZM254 212V213H253ZM261 212V213H260ZM187 213V212H186ZM234 213V214H233ZM247 213H249L248 215H247ZM253 214V216H252V214ZM212 214H214V215H216L215 217H211L212 216ZM243 214V215H242ZM245 214V215H244ZM186 215V216H185ZM210 215V216H209ZM213 215V216H214ZM246 215L248 216V217H246ZM255 215V216H254ZM133 216V215H132ZM228 216V217H227ZM245 216V217H244ZM250 216H251V218H250ZM124 217H126V218H128V217H130V216H123V220H125L124 219ZM183 217V218H184ZM219 217H220V220H219ZM224 217V218H223ZM212 218H213V221H212ZM217 218V220H215ZM222 218H223V220H222ZM229 218V219H228ZM227 219V220H226ZM199 220H200V218H199ZM198 221V220H197ZM219 223H218V222ZM221 221H223V222H221ZM233 221V222H232ZM241 221V222H240ZM190 222V221H189ZM203 222V223H202ZM208 222V223H207ZM213 223V225H212V223ZM170 223H171V221H170ZM238 223V224H237ZM195 224L197 225V226H195ZM209 224V225H208ZM142 225H145V223L143 222L142 223ZM230 225V226H229ZM170 226V225H169ZM190 226V227H191ZM201 226V227H200ZM212 226V228H210V230L209 229H205V228H209V227H211ZM226 226V227H225ZM236 226V227H235ZM203 227H204V229H203ZM216 227V228H215ZM218 227V228H217ZM118 228V227H117ZM191 228V229H192ZM190 229V228H189ZM195 230V231H194ZM201 230V231H200ZM232 230V231H231ZM205 233H203V232ZM207 231V232H206ZM183 232V233H182ZM210 232V233H209ZM224 232V233H223ZM264 232V231H263ZM187 233H189V234H187ZM202 233V234H201ZM207 233V234H206ZM253 233V234H252ZM259 233V234H258ZM199 234V235H198ZM202 236H201V235ZM212 234H213V236H212ZM215 234V235H214ZM222 234V235H221ZM263 235V238L261 237L262 235ZM7 235H8V237H9V235H11L12 236V233L10 234V232L9 233H7V234H2L1 235V237H7ZM183 235H189V236H184V238H185V241H184V239L182 240V238H183ZM221 235V236H220ZM249 235V236H248ZM252 235V236H251ZM251 236V237H250ZM204 237V238H203ZM246 237V238H245ZM260 237V238H259ZM167 238H169V237H167ZM256 238V239H255ZM186 239H187V241H186ZM258 239H259V241H258ZM167 240V239H166ZM241 241V243L240 242H238V241ZM253 240L255 241V243L253 242ZM190 241V242H189ZM208 241V242H207ZM210 241V242H209ZM244 241V242H243ZM248 241V242H247ZM263 241V242H262ZM250 242V243H249ZM168 244V245H167ZM170 244V245H169ZM173 244V245H172ZM238 244H240V246L238 245ZM247 244V245H246ZM232 245V246H231ZM237 245V246H236ZM260 245H262V247L260 246ZM229 246V247H228ZM235 246V247H234ZM171 247V248H170ZM190 247V248H189ZM237 247H238V249H237ZM258 247V248H257ZM262 248V250H261V248ZM175 248V249H174ZM178 248V249H177ZM219 248V249H218ZM230 248V249H229ZM233 248V249H232ZM171 249V250H170ZM173 249V250H172ZM225 249V250H224ZM244 249V250H243ZM163 250V251H162ZM175 250V251H174ZM233 250V251H232ZM243 250V251H242ZM250 250H254L253 252L252 251H250ZM152 251V252H153ZM160 251V252H159ZM228 251V252H227ZM235 251V252H234ZM246 251V252H245ZM261 251H263V252H261ZM166 252V253H165ZM171 252V253H170ZM173 252V253H172ZM177 252V253H176ZM218 252V253H217ZM239 252H241V253H239ZM249 254H248V253ZM259 252H261V253H259ZM146 253V252H145ZM151 253V252H150ZM149 253V254H150ZM162 253V254H161ZM168 253V254H167ZM253 253V254H252ZM257 253H259L260 255H259V257H258V254ZM146 254H148V253H146ZM145 254V255H146ZM167 254V255H166ZM241 254V255H240ZM246 254H248L247 256H246ZM175 255V256H174ZM235 255V256H234ZM237 255H240V256H237ZM255 257H253V256ZM256 255H257V257H256ZM147 256V255H146ZM145 256V257H146ZM197 256V257H196ZM214 256V257H213ZM227 256H228V258H227ZM249 256V257H248ZM163 257H165V258H163ZM174 257V258H173ZM218 257V258H217ZM221 257V258H220ZM232 257V258H231ZM245 257H246V260H248V258H250L249 259V261H247L246 262V260H245ZM262 257V258H261ZM225 260H223V259ZM233 258H235V259H233ZM254 258V259H253ZM152 259V260H151ZM195 259H197V260H195ZM215 259V260H214ZM229 259V260H228ZM169 260V261H168ZM222 260V261H221ZM260 260H261V262H260ZM146 261H149V263H147ZM199 261V262H198ZM196 262V263H195ZM217 262V263H216ZM238 262H240V263H238ZM150 263V264H151ZM252 264L254 263V262H251ZM144 264V263H143ZM254 264H258L257 263V261H255V263ZM262 264H264V263H262Z\"/></svg>",
  "mask_w": 264,
  "mask_h": 264
},
{
  "label": "clouds",
  "instance_id": "9594fccd",
  "mask_svg": "<svg viewBox=\"0 0 264 264\" xmlns=\"http://www.w3.org/2000/svg\"><path fill=\"white\" fill-rule=\"evenodd\" d=\"M33 0H0V86L8 87L20 78V70L30 69L31 49L12 34H3L9 20L20 25L30 23ZM7 73V75H5Z\"/></svg>",
  "mask_w": 264,
  "mask_h": 264
}]
</instances>
